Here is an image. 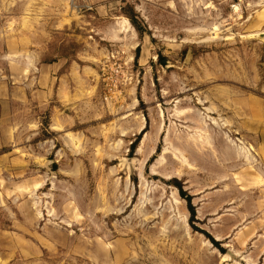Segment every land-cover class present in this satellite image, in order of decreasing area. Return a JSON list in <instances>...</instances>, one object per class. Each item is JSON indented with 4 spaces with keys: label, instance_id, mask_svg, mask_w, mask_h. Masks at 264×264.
I'll use <instances>...</instances> for the list:
<instances>
[{
    "label": "rangeland",
    "instance_id": "rangeland-1",
    "mask_svg": "<svg viewBox=\"0 0 264 264\" xmlns=\"http://www.w3.org/2000/svg\"><path fill=\"white\" fill-rule=\"evenodd\" d=\"M263 21L264 0H0V82L66 58L87 95L44 118L42 180L0 170V264H264Z\"/></svg>",
    "mask_w": 264,
    "mask_h": 264
},
{
    "label": "crops",
    "instance_id": "crops-1",
    "mask_svg": "<svg viewBox=\"0 0 264 264\" xmlns=\"http://www.w3.org/2000/svg\"><path fill=\"white\" fill-rule=\"evenodd\" d=\"M85 75L86 68L75 60L59 58L50 63H26L18 84L0 82V170L18 171L23 179L30 175L40 180L45 177L39 170L44 162L39 148L51 142L38 140L34 146L32 143L45 117L52 130L61 109L75 106L76 99L86 100L87 95L76 91L86 81ZM17 149L25 153V158L13 154Z\"/></svg>",
    "mask_w": 264,
    "mask_h": 264
},
{
    "label": "trees",
    "instance_id": "trees-1",
    "mask_svg": "<svg viewBox=\"0 0 264 264\" xmlns=\"http://www.w3.org/2000/svg\"><path fill=\"white\" fill-rule=\"evenodd\" d=\"M138 139V138H137ZM136 139V140H137ZM179 194H180V196L182 197V198H185L186 200H187V202H189V197L188 196H186L182 191H180V189H179ZM188 209H189V212H190V219H189V221L190 222H192L193 220H194V207L190 204V203H188ZM210 239V241L214 244V245H217V241H214L212 238H209Z\"/></svg>",
    "mask_w": 264,
    "mask_h": 264
}]
</instances>
